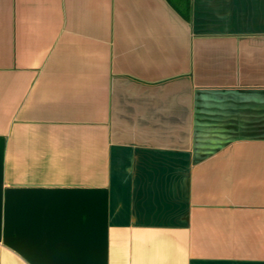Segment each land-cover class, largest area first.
<instances>
[{
	"label": "crops",
	"instance_id": "obj_1",
	"mask_svg": "<svg viewBox=\"0 0 264 264\" xmlns=\"http://www.w3.org/2000/svg\"><path fill=\"white\" fill-rule=\"evenodd\" d=\"M0 264H264V0H0Z\"/></svg>",
	"mask_w": 264,
	"mask_h": 264
},
{
	"label": "trees",
	"instance_id": "obj_2",
	"mask_svg": "<svg viewBox=\"0 0 264 264\" xmlns=\"http://www.w3.org/2000/svg\"><path fill=\"white\" fill-rule=\"evenodd\" d=\"M169 2L181 13L185 18H189L190 0H169Z\"/></svg>",
	"mask_w": 264,
	"mask_h": 264
}]
</instances>
